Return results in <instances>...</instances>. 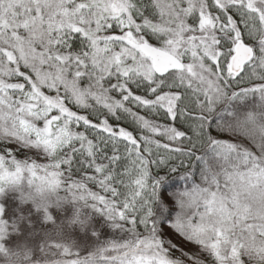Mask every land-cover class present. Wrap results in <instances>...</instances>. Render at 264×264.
Listing matches in <instances>:
<instances>
[{"label": "snow or ice", "instance_id": "snow-or-ice-1", "mask_svg": "<svg viewBox=\"0 0 264 264\" xmlns=\"http://www.w3.org/2000/svg\"><path fill=\"white\" fill-rule=\"evenodd\" d=\"M0 264H264V0H0Z\"/></svg>", "mask_w": 264, "mask_h": 264}]
</instances>
